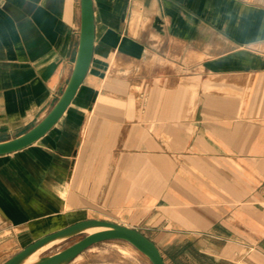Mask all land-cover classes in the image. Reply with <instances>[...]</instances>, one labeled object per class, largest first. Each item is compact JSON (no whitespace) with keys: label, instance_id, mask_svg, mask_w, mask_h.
Masks as SVG:
<instances>
[{"label":"crops","instance_id":"obj_1","mask_svg":"<svg viewBox=\"0 0 264 264\" xmlns=\"http://www.w3.org/2000/svg\"><path fill=\"white\" fill-rule=\"evenodd\" d=\"M78 5L0 0V142L60 98ZM94 6L93 62L69 110L0 157V264L87 220L139 231L166 264H264V0Z\"/></svg>","mask_w":264,"mask_h":264},{"label":"water","instance_id":"obj_2","mask_svg":"<svg viewBox=\"0 0 264 264\" xmlns=\"http://www.w3.org/2000/svg\"><path fill=\"white\" fill-rule=\"evenodd\" d=\"M80 1V42L74 68L65 89L52 109L30 130L14 139L0 142V157L28 149L49 134L67 113L86 80L95 51V6L94 0ZM94 229L103 230L89 234ZM81 235L85 237L69 248L51 256H44L55 247ZM108 241L127 242L144 254L152 264H166L161 251L148 237L135 229L102 220L83 221L45 236L4 264H70L85 251Z\"/></svg>","mask_w":264,"mask_h":264},{"label":"rangeland","instance_id":"obj_3","mask_svg":"<svg viewBox=\"0 0 264 264\" xmlns=\"http://www.w3.org/2000/svg\"><path fill=\"white\" fill-rule=\"evenodd\" d=\"M78 2V12L81 17V1L78 0ZM132 23L134 24V21ZM84 237L85 235L77 236L64 244L55 247L51 251L47 252L44 256H51L63 251L76 244ZM14 253H16V251ZM70 264H152V262L144 254L139 252L127 242L108 241L100 243L85 251Z\"/></svg>","mask_w":264,"mask_h":264},{"label":"bare ground","instance_id":"obj_4","mask_svg":"<svg viewBox=\"0 0 264 264\" xmlns=\"http://www.w3.org/2000/svg\"><path fill=\"white\" fill-rule=\"evenodd\" d=\"M103 229H94V230H90L89 231V234H94V233H96V232H100V231H102Z\"/></svg>","mask_w":264,"mask_h":264}]
</instances>
